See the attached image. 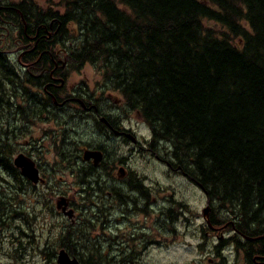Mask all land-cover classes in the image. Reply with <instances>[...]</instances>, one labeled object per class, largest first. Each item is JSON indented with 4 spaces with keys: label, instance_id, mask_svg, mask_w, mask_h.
Masks as SVG:
<instances>
[{
    "label": "trees",
    "instance_id": "obj_1",
    "mask_svg": "<svg viewBox=\"0 0 264 264\" xmlns=\"http://www.w3.org/2000/svg\"><path fill=\"white\" fill-rule=\"evenodd\" d=\"M59 2L64 14L51 17L67 30L56 44L73 51L69 68L101 69L99 89L118 92L128 111L139 112L151 127L150 145L170 146L168 160L184 166L219 206L223 216L214 224L234 218L249 236L264 234V0ZM12 20L23 26L20 13ZM3 50L0 42V119L33 106L14 100L23 97L21 87L7 91L16 79ZM5 159L1 151L0 165ZM72 232L61 231L60 248L93 264L88 235L73 242ZM56 249L45 255L54 259Z\"/></svg>",
    "mask_w": 264,
    "mask_h": 264
},
{
    "label": "flooded vegetation",
    "instance_id": "obj_2",
    "mask_svg": "<svg viewBox=\"0 0 264 264\" xmlns=\"http://www.w3.org/2000/svg\"><path fill=\"white\" fill-rule=\"evenodd\" d=\"M19 3V1L13 0H0V40L12 35L14 44H17L15 49L3 50V53L8 57L9 68L12 70L9 72L16 79L14 83L7 86V91L10 93L13 89L21 87L22 92L20 94H23V97L20 99L15 97L14 100L24 103V100L28 99L33 103V106H24L17 116H10L9 118H13L19 125L22 122L23 127H26L31 119L41 121L40 123L49 121L56 123V126L45 127V132L49 131L48 137L51 138L45 137V139L52 141V147L57 158V161L53 164L55 169L59 168L61 162L71 161L74 165V173L78 174L77 177L82 183H88L84 205L71 204L70 199L61 196L57 199V210L62 208L64 216L67 215L71 218L76 216L78 208L82 211V215L85 211H89L86 219L85 215L78 214V222L75 221L72 225L77 224L78 226L81 224L82 226L79 227L81 231L84 227L88 228L87 240L89 244L98 247V243L103 239L105 241L100 244L102 249L118 250L119 253H116L114 258L106 256L107 259L111 258L113 263L136 264L144 250L149 249L156 243L160 244L161 241L166 243L167 235L163 233V229L169 228L168 231L171 233L168 222L175 221V211L168 197L158 199L154 195L155 190L153 192V188L144 182L146 178L133 171L132 166L127 161L123 162L121 159L119 161L112 157L109 159L108 148L111 147V143L125 140L132 143L134 149L138 147L147 149L148 143V147H150L148 150L162 160L167 168L186 179H190L194 186L202 191L200 184L189 176L184 166L173 163L168 160V157L166 159L158 156L159 154L150 145L152 136L150 138L138 136L131 127L127 126L126 122L121 119L122 115L120 116V109H124L122 107L125 104L123 99L118 98L115 101L117 104L115 105L114 102L110 109L106 110L104 105L110 102L112 93L109 92L108 97L96 99L85 87L78 85L69 90L67 81L72 69L69 68L67 63L69 62L68 56L73 51L56 44V40L66 37L67 30L59 18L51 17L52 12L59 14H64V12L54 9V6H51L53 10L50 11L46 9L45 4L38 0L21 2L22 8L18 6ZM13 12L21 14L23 26L17 27L13 24ZM25 13L28 14V19L25 17ZM35 14H38V16H35ZM22 31H24L23 34H21ZM27 83L30 85L29 88L25 85ZM47 98H50L52 103H47L45 101ZM135 113L139 118H142L144 124H147L139 112L135 111ZM79 120L83 121L79 128L85 130L86 127L94 126L96 128L95 133L103 138L102 141L97 145H93L80 140L81 135L79 138L77 137L79 132L74 127L76 121ZM64 130L66 133L61 135ZM132 137L136 138L135 142ZM144 141L146 144L142 143ZM26 145L31 152L27 151V153L21 152L19 154H24L35 161L39 170V181L37 183L23 174L22 169L16 166L15 158L19 154L12 160L10 154L13 150L9 152V156L8 154L5 155L9 161L5 159L4 164L0 165V169L6 172V176L10 175L15 179H20V183L25 188L38 187L40 184L49 183L51 177H49L48 172L45 173L41 164L42 160L40 161V154L44 145L38 143L35 139L26 140ZM61 145H64V151H61ZM9 147L0 144V152H4L3 149L9 151ZM87 150L101 151L103 153L102 161L95 163L94 158L86 160L85 152ZM14 151H17V149ZM28 185L31 187H28ZM205 196L206 204L211 206L208 215L210 220L213 221L216 216V209L209 195L205 194ZM180 205L183 206V204ZM67 207H69V210ZM0 212H2L1 209ZM204 212L203 209V214ZM140 213H147L146 216H150L149 214L157 215L158 213V216L163 217L164 221H162L159 229H155V224L140 227L137 220H135V217ZM3 220L0 218L1 223L5 222ZM127 222H129V225L124 229ZM1 223L0 226H6L5 223L3 225ZM66 224L70 225L71 222H66ZM72 225L71 227H73ZM99 226L102 230V236L90 234L91 228L94 229ZM64 228L67 227L63 226L62 230ZM208 228L207 234L217 233V242L213 245L215 256L232 246L238 261L242 259L244 264H264V234L246 236L248 234L237 227L235 219H229L228 217H225L221 224H215L213 227L208 225ZM229 228H232V230H229ZM174 230L175 232L179 231L176 226ZM227 232L230 237L225 238ZM5 238L4 235H0V242H4ZM71 240L74 242L76 239L72 236ZM61 250H63V247L59 252ZM59 252H56L54 259L46 256L45 260L47 262L55 260L56 263H59ZM72 257L77 258L76 256ZM221 259L222 262L219 264H238L236 260L228 263L223 255ZM208 260L209 262L215 261L212 257Z\"/></svg>",
    "mask_w": 264,
    "mask_h": 264
},
{
    "label": "rangeland",
    "instance_id": "obj_3",
    "mask_svg": "<svg viewBox=\"0 0 264 264\" xmlns=\"http://www.w3.org/2000/svg\"><path fill=\"white\" fill-rule=\"evenodd\" d=\"M38 1H41L46 6H54L55 9L60 7L62 9L59 10L64 11V8L60 5V0ZM207 24L216 26L213 22H207ZM0 42H2V47L7 50L17 47L11 36L2 38ZM11 44L15 48H12ZM102 79L101 69L97 65L91 63L80 65L76 70L71 71L67 81V88L70 90L78 85L85 87L96 99L108 97L112 93L110 102L104 105L106 110H108L118 98H123L116 91L102 92V87L99 89V86L104 82ZM25 85L28 88L30 87L29 83ZM122 108L124 109H120V116L122 115L121 119L126 122L127 126L131 127L138 136L150 138L152 132L148 123L144 124L142 118H139L135 111L132 112L130 109L128 111L125 104ZM40 122L31 119L30 123L23 127L22 122L19 125L13 119L10 121L9 115L3 114L0 119V144L2 146H10L9 151L3 149L5 155L8 154L9 156V152L13 150L10 154L13 160L21 152H31L26 145V140L35 139L38 143L44 145L40 154V161L42 160L41 164L45 173L47 174L48 172L49 177H51L49 183L40 184L38 187L28 185L31 188H25L20 183V179H15L10 175L6 176V172L0 169V209L3 212H0V218L4 219L3 221H5L6 225L5 227L0 226V235L6 237L4 242H0V264H49V261L45 260V254L55 250V246H57L56 252L60 249L59 233L63 226L71 229V231L75 230L72 236L77 239L84 238L83 241L88 234V228L84 227L81 231L79 227L82 225L79 224L77 226L75 224L73 226V223L75 221L78 222V214H81V216L85 215L86 219L89 211H85L84 215H82V211L78 208L76 216L71 218L67 215L64 216L62 208H58L61 211L59 212L56 207L57 199L61 196H66L70 199L72 201L71 204L84 205L88 183L81 182L77 177L78 174L74 173V165L71 161H65L66 158L64 160L65 163L61 162L59 168L55 169L53 164L57 161V158L52 147L53 143L49 140L51 138L48 137L49 131L45 132V127L56 126V123L52 121ZM82 122L81 120L76 121L74 125L79 132L77 137L79 138L81 135L80 140H83L86 144L97 145L100 143L103 138L95 133L96 128L91 126L83 130L79 128ZM45 137L49 139H45ZM142 143L146 144L145 141ZM148 146L147 143V149L143 147L134 149L132 143L118 140L113 141L111 147L108 148L109 159L112 157L119 161L120 159L123 162L127 161L132 166L133 171L146 178L144 182L153 188V192L155 190L154 195L158 199L168 197L175 211V221L168 222L171 233L168 231L170 230L169 228L163 229V233L167 235L166 243L161 241L160 244L156 243L149 249L144 250L136 264H219L222 262V255L226 257L228 263L234 262V260L238 261L232 246H229L223 252L221 251L217 256L213 253V245L217 242V233H206L209 228L203 217V209L206 206V196L203 191L195 187L190 179H186L184 176L167 168L162 160L148 150L150 148ZM153 148L159 154L158 156L167 159V151L170 146H166L163 143L159 148ZM15 149L17 151H14ZM180 204H183V206ZM67 209L69 210V207ZM146 215L147 213H140L135 217L138 225L142 227L155 224V229H159L164 218L158 216V213L157 215ZM222 216L219 206H217L216 218L219 219ZM66 222H71L70 225L73 224V228H70V225H66ZM4 223L1 224L3 225ZM127 225H129V222L126 223L124 229H126ZM175 226L179 229L178 232H175ZM249 226L258 227L254 223H249ZM90 234L102 236L100 226L94 229L91 228ZM226 237H230L228 232L225 234ZM103 241L105 240L102 239L98 243V247L94 244H86V248L88 247L87 251H89L88 254H92L93 259L95 258L92 263L115 264L111 258L107 259L106 256L114 258V255L119 253V251L102 249L100 244H103ZM83 253L86 255V252ZM210 257L214 258L215 261L209 262L208 258ZM53 264H57L55 260ZM238 264H244V261L240 259Z\"/></svg>",
    "mask_w": 264,
    "mask_h": 264
},
{
    "label": "water",
    "instance_id": "obj_4",
    "mask_svg": "<svg viewBox=\"0 0 264 264\" xmlns=\"http://www.w3.org/2000/svg\"><path fill=\"white\" fill-rule=\"evenodd\" d=\"M132 139L134 142L136 141L135 137H132ZM92 158H94L95 163H99L103 159V153L101 151L87 150L85 152V159L89 160ZM15 164L22 169L23 174L32 179L34 182L37 183L39 181V170L32 158L24 154H19L15 158ZM208 211H210V206L205 209V215H208ZM208 222L211 223L210 220H208ZM58 262L60 264H82L77 258H72L65 249L59 252Z\"/></svg>",
    "mask_w": 264,
    "mask_h": 264
}]
</instances>
